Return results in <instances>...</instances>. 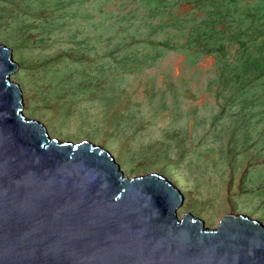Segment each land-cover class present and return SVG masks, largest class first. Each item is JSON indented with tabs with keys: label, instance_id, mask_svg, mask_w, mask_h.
Masks as SVG:
<instances>
[{
	"label": "rangeland",
	"instance_id": "obj_1",
	"mask_svg": "<svg viewBox=\"0 0 264 264\" xmlns=\"http://www.w3.org/2000/svg\"><path fill=\"white\" fill-rule=\"evenodd\" d=\"M0 43L50 137L264 225V0H0Z\"/></svg>",
	"mask_w": 264,
	"mask_h": 264
},
{
	"label": "water",
	"instance_id": "obj_2",
	"mask_svg": "<svg viewBox=\"0 0 264 264\" xmlns=\"http://www.w3.org/2000/svg\"><path fill=\"white\" fill-rule=\"evenodd\" d=\"M0 43V264H264V225L225 214L215 228L156 172L126 177L87 140L59 141L27 118Z\"/></svg>",
	"mask_w": 264,
	"mask_h": 264
}]
</instances>
